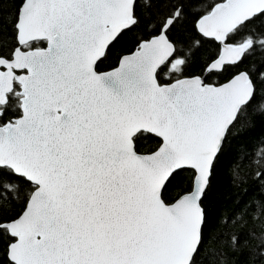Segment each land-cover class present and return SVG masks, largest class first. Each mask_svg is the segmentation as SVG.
<instances>
[{"label":"snow or ice","instance_id":"snow-or-ice-1","mask_svg":"<svg viewBox=\"0 0 264 264\" xmlns=\"http://www.w3.org/2000/svg\"><path fill=\"white\" fill-rule=\"evenodd\" d=\"M14 2L0 7V264H209L203 201L264 86V0ZM189 18L218 49L203 75H185L191 48L169 35ZM141 24L134 50L99 71ZM253 110L264 115V94ZM149 136L156 147L139 152ZM256 155L264 180V148ZM183 171L188 185L166 200ZM259 240L252 264L264 261ZM220 255L211 264H228Z\"/></svg>","mask_w":264,"mask_h":264},{"label":"trees","instance_id":"trees-1","mask_svg":"<svg viewBox=\"0 0 264 264\" xmlns=\"http://www.w3.org/2000/svg\"><path fill=\"white\" fill-rule=\"evenodd\" d=\"M0 7L7 13L15 8V2L0 0ZM138 15H143L142 9H138ZM144 30L145 25L141 24L121 35L109 47L106 58L99 62L98 70L108 71L115 67L121 56L134 50ZM169 35L185 53L191 48L185 75H203L202 69L208 58L218 54L213 41L199 38L192 30L191 18L177 25ZM197 38L200 39L199 46L195 44ZM260 59L259 55L246 58L239 69L231 68L210 76L206 82L225 83L235 71L252 69L259 64ZM262 89L264 86L258 84L256 100L250 106L244 126L237 124L233 128L229 142H226L224 152L213 169L210 190L203 201L208 225L214 233L213 239L204 246L213 254L209 257V264L213 256L218 260L223 259L221 253L228 257V264H252L253 257L248 253L260 243L259 238L264 237V180L256 175L261 170L257 163L260 158L256 153L264 148V115L253 110L264 94ZM157 143L158 140L154 137L142 138L137 142V150L141 153L149 152L154 150ZM234 169L238 171L239 179L233 176ZM190 176L188 171L181 172L164 190V198L173 199L181 188L188 185ZM15 210L19 211L20 205L17 204ZM233 235L237 237L235 247L238 251L229 247ZM258 264H264V261H259Z\"/></svg>","mask_w":264,"mask_h":264},{"label":"water","instance_id":"water-1","mask_svg":"<svg viewBox=\"0 0 264 264\" xmlns=\"http://www.w3.org/2000/svg\"><path fill=\"white\" fill-rule=\"evenodd\" d=\"M204 39H205V38H204ZM214 43H215V42H214ZM117 65H118V61H117V64H116V66H117ZM116 66H115V67H116Z\"/></svg>","mask_w":264,"mask_h":264}]
</instances>
